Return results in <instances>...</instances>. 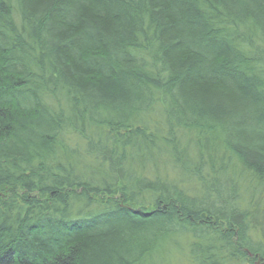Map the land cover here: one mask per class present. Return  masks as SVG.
Returning <instances> with one entry per match:
<instances>
[{"label":"trees","instance_id":"trees-1","mask_svg":"<svg viewBox=\"0 0 264 264\" xmlns=\"http://www.w3.org/2000/svg\"><path fill=\"white\" fill-rule=\"evenodd\" d=\"M0 264H264V0H0Z\"/></svg>","mask_w":264,"mask_h":264}]
</instances>
